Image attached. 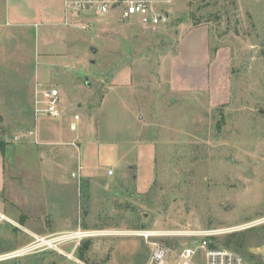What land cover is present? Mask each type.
I'll use <instances>...</instances> for the list:
<instances>
[{
  "label": "rangeland",
  "instance_id": "obj_1",
  "mask_svg": "<svg viewBox=\"0 0 264 264\" xmlns=\"http://www.w3.org/2000/svg\"><path fill=\"white\" fill-rule=\"evenodd\" d=\"M46 1L55 7L61 2L0 0V139L21 156L15 165L7 148L10 176L15 166L17 171L10 182L17 191L43 181L32 162L38 152L14 137L45 115L37 112L39 89L33 82L40 39L33 28L14 23L27 21L14 7ZM154 1L155 10L169 13L167 27L145 25L139 18L122 21L112 12L105 18L72 14L71 27L79 26L72 42L75 64L54 70L48 82L61 95L62 115H80L100 141L120 144L124 163L140 166L144 175L150 172L149 186L141 190L138 168L124 165L112 176V169H104L91 180L70 175V187L48 188L55 205L38 191L45 206L69 213L66 224L45 225L51 219L38 217V233L59 226L47 238L86 236L56 240L50 247L38 244L30 252L27 248L42 238L26 233L22 223L3 222L0 263L20 251L23 264H135L144 250L151 254L152 243L172 242L167 233L201 229L217 231V246L240 254L248 264H264V0ZM53 20L63 23L64 13ZM199 25L209 26V55L203 62L208 65L197 72L196 92L185 93L172 82V60L180 41L189 42L194 34L188 31ZM218 49L226 57L224 103L221 95L212 99L211 92ZM202 86L207 90H198ZM146 144L154 148L151 166L144 149L138 151L139 162L137 150L127 154ZM16 194L25 200L23 193ZM148 232L159 236L147 239L143 233Z\"/></svg>",
  "mask_w": 264,
  "mask_h": 264
},
{
  "label": "crops",
  "instance_id": "obj_2",
  "mask_svg": "<svg viewBox=\"0 0 264 264\" xmlns=\"http://www.w3.org/2000/svg\"><path fill=\"white\" fill-rule=\"evenodd\" d=\"M14 8L27 17V21L25 22L21 18L20 22L14 23L23 28H33L35 36H38L40 39L35 45V55L39 66L33 81L35 88L39 89L40 92L41 90L50 88L48 82L54 79V70L71 67L73 63L75 64L72 53V42L76 38V28L79 26L75 25L76 22L71 27V15H67L65 12L64 0H61L60 4L56 7L53 5V2L46 1L41 4L38 2H31L27 5L20 4ZM60 12H63L65 16V21L61 24L53 20V17ZM9 16H11V12ZM7 17L8 14H5L6 24H8ZM9 23H12V21ZM188 32L194 34V36L189 42L180 41L178 54L172 60V82L176 89L182 90L185 93L196 92L198 87L193 82L198 78L196 77L198 76V70L202 71L203 66L208 65V63L203 64V62L205 60L204 55L206 54L207 58L210 48L208 25L194 26ZM225 61L224 49H218L211 65L213 66L212 81H214L213 87L215 88L211 89V92L212 99H217L221 95V103H224V97L228 95L227 90L224 92ZM179 67L178 71L177 68ZM126 74L124 75L125 78L128 77ZM191 83L194 86H191ZM198 90H207V87L202 86ZM62 117L63 120L61 122L57 123L54 121L62 119ZM74 117L75 115L73 116L68 113L62 115L60 118L45 116L38 118L34 128L28 130L33 135L23 139L26 140L25 143H27L28 147L38 152L36 159H33L32 162H35L34 165L39 170L35 174L37 176L38 174L40 175L41 179L39 180L43 181L41 184L26 183L22 187H19L17 191L16 186L12 185V181L10 182L13 173L17 172L16 166L13 168L11 176L7 168L6 151L11 146L10 142L4 141L6 143L5 148L3 150L0 148V213L6 215L9 222L22 223L24 231L34 238H47L48 236L57 234L62 229L57 226L52 230L48 229V234L38 233L34 225L38 224V217L43 216L45 219H51L50 222L44 220L45 225L47 223L52 224V222L53 224L68 223L69 213H65L66 211L64 212L61 208H55L53 206L55 205L53 204L54 201H50V193L47 192H50L48 188L61 190L70 187L71 185L67 183L70 175L72 178L91 180L100 176V172L104 169L120 171L125 165V167L131 169L138 168L136 181L141 190H145L151 180L150 172L148 175H144L140 166H132V162L129 164L128 161L127 163L123 162L120 156V151H122L119 148L121 147L120 144L117 142L100 141L95 128L90 123H86L81 116L80 120H75ZM14 149L15 146H11L10 159L17 165L20 163L21 156L14 155ZM141 149L145 151L144 161H148L149 166H151L154 157V148L151 145L146 144L134 150L129 149L127 154L130 152L135 153L136 150L138 153ZM128 158L129 160L132 159V157ZM139 158L138 153V162ZM39 164H43L45 168L50 169L44 171ZM30 171L35 172L32 166L30 167ZM45 172L51 178L45 177L43 174ZM38 191L46 192L50 202L42 199L41 195L38 196ZM17 192L23 193L25 200L22 201V196L16 194ZM26 192L29 193L28 196L24 195ZM11 196H13V201H9ZM37 198L40 199L38 202ZM40 202L41 205H39ZM43 202L53 205L45 206ZM43 207L45 209L44 212ZM2 254L5 253L0 252V255Z\"/></svg>",
  "mask_w": 264,
  "mask_h": 264
},
{
  "label": "built area",
  "instance_id": "obj_3",
  "mask_svg": "<svg viewBox=\"0 0 264 264\" xmlns=\"http://www.w3.org/2000/svg\"><path fill=\"white\" fill-rule=\"evenodd\" d=\"M154 0H64V8L67 15L90 14L97 18H105L112 13H117V18L122 21H129L132 18H139L143 24L153 27H167L170 22V15L165 10H155ZM88 28V26H82ZM37 109L50 118H60L62 116L61 95L55 88L41 90L38 94ZM75 120H80L79 115H75ZM33 135L31 131H26L21 135H15V141H21ZM110 176L113 170L108 172ZM6 215L0 213V224L8 222ZM155 233H143L147 239L152 236H159ZM84 233H74L71 235L60 236L58 239L42 238L37 239L35 245L27 248L28 251L34 250L37 245L50 247L56 240L64 242L70 238H83ZM172 242L167 244L152 243L150 257L146 264H248L240 254L220 248L217 246L216 239L219 233L214 230H187L176 233H167ZM183 240V241H182ZM21 252H16L12 257L21 256ZM264 261V259H263Z\"/></svg>",
  "mask_w": 264,
  "mask_h": 264
},
{
  "label": "trees",
  "instance_id": "obj_4",
  "mask_svg": "<svg viewBox=\"0 0 264 264\" xmlns=\"http://www.w3.org/2000/svg\"><path fill=\"white\" fill-rule=\"evenodd\" d=\"M5 142L4 140L0 139V148L3 150L5 148ZM150 257V251L149 249L144 250L139 257L135 260V264H146L148 259ZM22 259L20 257L12 258V259H7L2 261L0 264H23Z\"/></svg>",
  "mask_w": 264,
  "mask_h": 264
},
{
  "label": "water",
  "instance_id": "obj_5",
  "mask_svg": "<svg viewBox=\"0 0 264 264\" xmlns=\"http://www.w3.org/2000/svg\"><path fill=\"white\" fill-rule=\"evenodd\" d=\"M94 51V50H93Z\"/></svg>",
  "mask_w": 264,
  "mask_h": 264
}]
</instances>
